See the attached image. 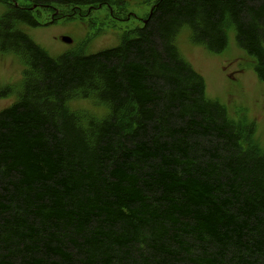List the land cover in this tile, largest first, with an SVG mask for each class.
Returning a JSON list of instances; mask_svg holds the SVG:
<instances>
[{
  "label": "trees",
  "instance_id": "trees-1",
  "mask_svg": "<svg viewBox=\"0 0 264 264\" xmlns=\"http://www.w3.org/2000/svg\"><path fill=\"white\" fill-rule=\"evenodd\" d=\"M9 6L0 51L27 68L0 111V264H264V150L174 43L188 25L218 52L233 26L264 81V0H157L118 46L56 57ZM91 94L110 113L83 125L67 103Z\"/></svg>",
  "mask_w": 264,
  "mask_h": 264
},
{
  "label": "rangeland",
  "instance_id": "rangeland-1",
  "mask_svg": "<svg viewBox=\"0 0 264 264\" xmlns=\"http://www.w3.org/2000/svg\"><path fill=\"white\" fill-rule=\"evenodd\" d=\"M17 2L28 7L27 0ZM154 2L118 0L98 6L87 4L77 11L61 6L52 7L50 11L41 8L39 13L34 12L39 25L20 22L17 27L53 57L66 52L94 54L118 46L128 31L142 26ZM7 9L8 6L0 1V16ZM54 12L57 16L76 15L51 23L48 20ZM226 32L227 45L218 52L192 41L188 25L181 27L174 43L181 57L204 78L206 96L224 106L228 119L243 135L244 145L256 144L264 150V81L256 75L254 57L238 44L234 27L226 25ZM62 37H69L71 42H63ZM25 69L17 54L0 51V111L18 99ZM68 106L78 114L83 125L109 114V107L96 97L76 95L68 101ZM241 124L252 126V130L246 135Z\"/></svg>",
  "mask_w": 264,
  "mask_h": 264
},
{
  "label": "water",
  "instance_id": "water-1",
  "mask_svg": "<svg viewBox=\"0 0 264 264\" xmlns=\"http://www.w3.org/2000/svg\"><path fill=\"white\" fill-rule=\"evenodd\" d=\"M63 40L66 41V42H70V39L66 38V37H64Z\"/></svg>",
  "mask_w": 264,
  "mask_h": 264
},
{
  "label": "clouds",
  "instance_id": "clouds-1",
  "mask_svg": "<svg viewBox=\"0 0 264 264\" xmlns=\"http://www.w3.org/2000/svg\"><path fill=\"white\" fill-rule=\"evenodd\" d=\"M97 83H99L101 87L103 86L102 82L99 81L98 79H97Z\"/></svg>",
  "mask_w": 264,
  "mask_h": 264
}]
</instances>
